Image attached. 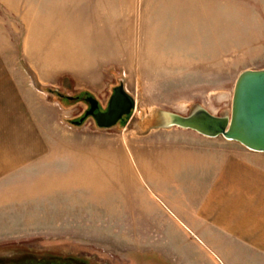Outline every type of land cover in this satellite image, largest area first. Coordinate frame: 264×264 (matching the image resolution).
I'll use <instances>...</instances> for the list:
<instances>
[{
    "label": "rangeland",
    "instance_id": "obj_1",
    "mask_svg": "<svg viewBox=\"0 0 264 264\" xmlns=\"http://www.w3.org/2000/svg\"><path fill=\"white\" fill-rule=\"evenodd\" d=\"M77 1L0 0V113L17 111L7 132L0 119V151L26 134L45 150L0 175V247H61L101 264H128V253L139 264L260 262L204 217L202 180L139 154L185 135L152 129L159 109L229 112L239 73L264 68V0ZM121 83L136 99L128 119L76 122L82 93L106 107Z\"/></svg>",
    "mask_w": 264,
    "mask_h": 264
},
{
    "label": "crops",
    "instance_id": "obj_2",
    "mask_svg": "<svg viewBox=\"0 0 264 264\" xmlns=\"http://www.w3.org/2000/svg\"><path fill=\"white\" fill-rule=\"evenodd\" d=\"M66 1L78 4L77 0ZM102 4L101 0L97 5ZM15 112L6 110L3 116L0 113V119L5 118V132L10 130ZM183 134L181 138L164 135L162 148L140 151L139 158L154 156L156 169L161 172H189L202 180L207 186L204 217L239 239L235 253L264 255V153L250 151L222 137L209 139L190 130ZM26 135L20 140L27 143L22 148L13 149L11 145L0 151V175L17 172L30 159L44 154L42 140L34 134ZM198 188L192 194L196 199L202 195ZM256 260H261L256 264H264V257Z\"/></svg>",
    "mask_w": 264,
    "mask_h": 264
},
{
    "label": "water",
    "instance_id": "obj_3",
    "mask_svg": "<svg viewBox=\"0 0 264 264\" xmlns=\"http://www.w3.org/2000/svg\"><path fill=\"white\" fill-rule=\"evenodd\" d=\"M88 101L90 108L84 117L91 115L98 128H111L128 119L136 105L135 97L122 83L114 87L104 111L98 110L99 102L94 97H88ZM82 121L80 118L77 123ZM151 128L190 130L209 139L222 137L250 151L264 153V68L239 73L229 112L214 114L200 104L193 105L185 115L159 109Z\"/></svg>",
    "mask_w": 264,
    "mask_h": 264
},
{
    "label": "flooded vegetation",
    "instance_id": "obj_4",
    "mask_svg": "<svg viewBox=\"0 0 264 264\" xmlns=\"http://www.w3.org/2000/svg\"><path fill=\"white\" fill-rule=\"evenodd\" d=\"M114 89V87H113ZM113 93V92H112ZM80 95L69 96V99H79ZM89 95L83 96L86 103L84 112L79 116L85 121L87 118H92L91 115L84 117V114L89 110L90 103ZM106 107L99 104V109L104 111ZM96 110V111H98ZM76 121V122H77ZM82 121V122H83ZM81 122V123H82ZM128 264H139L133 256L128 253ZM0 264H101L98 261H93L89 257L82 255L80 252L64 249L61 247H43L39 248L35 245H16L13 247H0Z\"/></svg>",
    "mask_w": 264,
    "mask_h": 264
},
{
    "label": "trees",
    "instance_id": "obj_5",
    "mask_svg": "<svg viewBox=\"0 0 264 264\" xmlns=\"http://www.w3.org/2000/svg\"><path fill=\"white\" fill-rule=\"evenodd\" d=\"M82 94H85V95H87V93H82ZM80 95V94H79ZM125 120H123V122H124Z\"/></svg>",
    "mask_w": 264,
    "mask_h": 264
}]
</instances>
